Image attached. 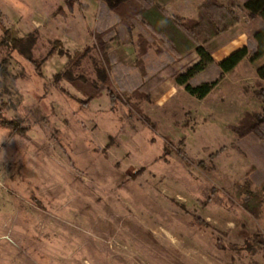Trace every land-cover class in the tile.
I'll return each mask as SVG.
<instances>
[{
    "label": "rangeland",
    "instance_id": "rangeland-1",
    "mask_svg": "<svg viewBox=\"0 0 264 264\" xmlns=\"http://www.w3.org/2000/svg\"><path fill=\"white\" fill-rule=\"evenodd\" d=\"M101 1L68 9L65 0H0L2 26L34 31L36 61L52 51L39 74L0 45L1 117L26 127L0 125V264H264L253 238L264 239V137L231 128L245 112L262 115L264 56L228 72L206 65L189 83L215 85L198 98L162 70L168 59L153 48L140 76L136 27L111 29L103 37L111 60L103 56L94 35L116 18L99 13ZM196 2L179 11L193 17ZM60 47L88 51L75 62ZM64 70L84 92L106 70L101 97L82 104L68 81L54 82ZM157 71L160 84L148 79ZM244 188L258 191L256 215L242 205Z\"/></svg>",
    "mask_w": 264,
    "mask_h": 264
},
{
    "label": "trees",
    "instance_id": "trees-1",
    "mask_svg": "<svg viewBox=\"0 0 264 264\" xmlns=\"http://www.w3.org/2000/svg\"><path fill=\"white\" fill-rule=\"evenodd\" d=\"M72 2L73 0H65L68 9L72 8ZM165 2L166 0H102L101 4L104 11L101 9L99 13H110L111 16L116 18V21L106 26L105 32L94 35L97 50L111 60L105 51L107 45L103 37L111 29L129 31L133 28L134 23L138 22L140 25L137 33L138 51L134 62L140 67V76H146L142 57L147 54L150 48H153L157 55L164 54L168 59V63L162 70L167 69L169 75L177 84L184 85V89L189 94L198 98L207 95L215 85V81L201 82L197 85L189 83L190 79L203 70L206 65L214 64L221 72H228L249 54L251 61L264 56V0H225V2L201 0L196 6L195 17L172 15L166 10ZM238 9L245 11L248 24L247 42L219 62H215L209 44L238 23L240 19ZM1 17L2 12L0 10V27L2 29L0 45L17 50L27 61L34 65V68L40 74L41 63L47 59L52 51L50 50L42 60L36 61L31 53V47L35 42L34 31L24 36H17L13 30L2 26ZM54 42H57V40ZM57 43L59 44V42ZM248 44H251V47ZM59 49V54H66L69 61L74 60L75 62L88 51V47H85L83 51L73 50L70 54L62 52L61 47ZM6 62L5 58L0 60L1 74L6 73ZM256 75L260 81H264V64L256 67ZM52 77L56 83L64 79L73 85L77 91L85 96L83 99L77 98L84 105H88L93 99L101 97V92L106 87L104 83L108 80V74L106 70H103L101 74L102 85L98 86L91 83L90 90L84 92L81 88H78L77 80L72 78L67 70L56 72ZM148 77V79L156 77L159 84L162 82L158 71ZM106 89L110 99L112 101L116 99L113 93L108 88ZM258 93L262 102H264V92ZM145 122H148L147 119ZM262 124H264V109H262V115H251L245 112L238 123L231 128L239 137L252 132L264 137V132L261 129ZM0 125L19 134H23L26 130V127L20 125L18 120L1 117V108ZM151 128L153 129L154 125H151ZM244 189L246 198H244L242 205L248 212L256 215L260 204L258 191L249 188ZM252 201L253 203L256 202V205L252 204ZM253 238L264 249V239L259 235Z\"/></svg>",
    "mask_w": 264,
    "mask_h": 264
},
{
    "label": "crops",
    "instance_id": "crops-1",
    "mask_svg": "<svg viewBox=\"0 0 264 264\" xmlns=\"http://www.w3.org/2000/svg\"><path fill=\"white\" fill-rule=\"evenodd\" d=\"M186 1L187 0H166L165 8L172 15L181 16V17H188V15H185L183 12L181 13V11H179L181 8H184V4L186 3ZM200 1L201 0H197V2L195 3V6L193 8V9H195V15H196V6ZM219 1L225 2V0L224 1L219 0ZM177 3H179V5H177ZM240 4H242V2H240ZM173 7H174V9L171 11L170 8H173ZM178 12L180 14L177 15ZM191 12H193V10ZM237 12H238V10H237ZM195 15L193 17H195ZM243 15H244V17H243L244 25L243 26H241V24H240L241 16H239L240 19H239L238 23L233 28H231L226 33L222 34L217 39L210 42L209 47L212 50V57H213L215 62H219L221 59L226 57L229 53H231L235 49L240 48L246 44V38L248 36V33H247V28H246L247 20H246V16H245V11H243ZM133 27L140 29V25L138 22H135ZM261 64H264V61L259 63V65H261ZM215 67H217V66H215Z\"/></svg>",
    "mask_w": 264,
    "mask_h": 264
}]
</instances>
